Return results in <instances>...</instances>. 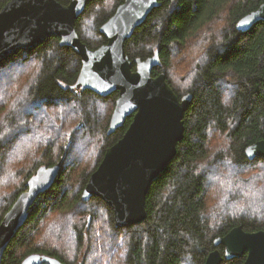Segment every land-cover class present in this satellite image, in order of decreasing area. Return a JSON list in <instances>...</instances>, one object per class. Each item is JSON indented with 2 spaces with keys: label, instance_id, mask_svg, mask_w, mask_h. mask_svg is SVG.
Wrapping results in <instances>:
<instances>
[{
  "label": "trees",
  "instance_id": "obj_1",
  "mask_svg": "<svg viewBox=\"0 0 264 264\" xmlns=\"http://www.w3.org/2000/svg\"><path fill=\"white\" fill-rule=\"evenodd\" d=\"M8 1L0 0V10ZM123 1L92 0L76 20L91 48L107 41L100 27ZM159 2L126 41V52L134 70L136 58L158 53L153 75L165 73L180 98L192 99L184 138L152 183L148 215L140 223L117 227L103 199H82L106 150L132 122L128 117L109 133L119 93L101 96L81 88V56L61 46L59 37L0 61V223L37 170L61 162L57 179L31 206L2 264H22L32 253L64 264H204L216 248L223 252L214 241L232 228L264 229V157L251 159L245 152L264 139V21L248 30L238 27L264 0ZM200 33L203 41L192 46ZM187 56L199 59L191 61L183 87L171 73L174 62L181 69ZM52 213L66 231L59 224L62 231L51 234L44 226ZM246 256L221 264H243Z\"/></svg>",
  "mask_w": 264,
  "mask_h": 264
},
{
  "label": "water",
  "instance_id": "obj_2",
  "mask_svg": "<svg viewBox=\"0 0 264 264\" xmlns=\"http://www.w3.org/2000/svg\"><path fill=\"white\" fill-rule=\"evenodd\" d=\"M92 0H9L0 10V61L20 49H32L49 37H59L61 46L71 47L82 59L78 85L101 96L118 92L109 133L125 125L124 135L108 147L98 168L90 175L82 199L98 196L110 205L117 227L142 222L147 218L146 198L152 183L168 167L184 138L185 113L191 94L180 98L165 73L153 75L159 63L156 53L147 59L136 58V69L125 44L134 31L160 6L159 0H124L100 27L107 41L97 48L84 42L76 20ZM264 21V3L238 21V27L250 29ZM249 158L264 157V139L246 148ZM61 164L43 165L28 180L23 191L0 223V264L6 248L25 224L37 197L57 179ZM216 248L204 264L247 255L243 264H264V229L249 232L242 226L232 228L215 239ZM64 264L56 257L32 253L22 264ZM80 264V263H78Z\"/></svg>",
  "mask_w": 264,
  "mask_h": 264
},
{
  "label": "rangeland",
  "instance_id": "obj_3",
  "mask_svg": "<svg viewBox=\"0 0 264 264\" xmlns=\"http://www.w3.org/2000/svg\"><path fill=\"white\" fill-rule=\"evenodd\" d=\"M223 21H221V23H222ZM218 23V22H217ZM216 23V24H217ZM221 23L219 24V25H221ZM221 26H219L218 28H220ZM203 39H204V34H199V35H197V37H195V38H193L192 40H193V42H191V44H192V46H194L195 47V45L194 44H197V43H199V41L200 40H202L203 41ZM190 44V45H191ZM183 54L184 55H186V51H185V53L183 52ZM181 57V56H180ZM191 57H188L187 56V58H186V61L184 62V66L183 67H181V69H180V66H181V63H179V62H174V67H173V70H172V76H173V78H174V80L175 79H177V82H175L177 85H179V86H185L186 85V80H185V78H186V76L187 75H185L186 73H188L189 71H190V69H189V66L192 68V66H193V64H194V62H191V61H195V60H198L199 58H195L194 60L193 59H190ZM178 59V58H177ZM181 78V79H180ZM9 162H11V160L9 161ZM58 164H61V162L60 163H58ZM8 174H11V168H10V170H7L6 171ZM20 179L21 178H19L18 180H17V182L16 183H19V181H20ZM58 216H61V215H58ZM89 218V225H90V222H91V216H89L88 217ZM48 220H47V222H46V225H44L45 227H47V228H49V232L51 233V234H53V233H55V230H56V234H59L61 231H62V228H60V225L59 224H63V226H64V231H66V229H67V226L64 224V223H62L63 221H60L59 219V217H57V215L56 214H50V216L47 218ZM59 225V226H58ZM51 226V227H50ZM72 234V233H71ZM74 236V234H72V237Z\"/></svg>",
  "mask_w": 264,
  "mask_h": 264
}]
</instances>
